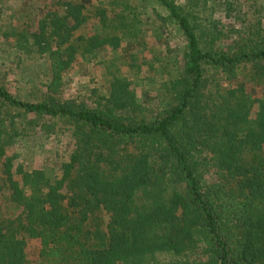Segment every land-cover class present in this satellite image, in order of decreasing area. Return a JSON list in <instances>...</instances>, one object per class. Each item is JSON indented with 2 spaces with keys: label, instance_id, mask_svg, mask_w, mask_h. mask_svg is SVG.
I'll use <instances>...</instances> for the list:
<instances>
[{
  "label": "trees",
  "instance_id": "trees-1",
  "mask_svg": "<svg viewBox=\"0 0 264 264\" xmlns=\"http://www.w3.org/2000/svg\"><path fill=\"white\" fill-rule=\"evenodd\" d=\"M0 40L45 69L0 83V264H264V0H53Z\"/></svg>",
  "mask_w": 264,
  "mask_h": 264
},
{
  "label": "rangeland",
  "instance_id": "rangeland-1",
  "mask_svg": "<svg viewBox=\"0 0 264 264\" xmlns=\"http://www.w3.org/2000/svg\"><path fill=\"white\" fill-rule=\"evenodd\" d=\"M0 26H7L9 22H14L16 19L18 22H23L24 24L29 22L30 20H34L38 16V12L40 10H45L47 7L51 6L53 0H0ZM95 22L92 19H89L85 26L83 25L78 31L81 34H86L88 32H92L94 28ZM18 26V24H17ZM170 44H177L178 40L176 36H172L170 38ZM147 40L148 46L146 47V51L150 50L149 44L152 42L149 38H145ZM7 45L5 41L0 40V83L7 84L8 86L14 85L17 88V93L23 97L27 96L29 92H31V86L33 82V86L35 89V93L38 89H41V84L44 82L42 78L41 71H44V62L39 58H30L26 59L22 64L19 65L14 64L12 61L13 53L11 55L8 53ZM161 47V46H160ZM144 51L143 54H146ZM129 59H135L138 61L139 57L137 53H130ZM146 56V55H144ZM85 72L84 69H76L74 68L69 76L71 78L70 84L72 86L71 93L80 91L82 94L86 93V89H82V85L86 82L91 86H95L97 81H88L81 73ZM43 90V89H41ZM27 141H21V156L20 160H28L30 165L37 166L42 161L43 155H51L52 159L57 162L59 159H63L65 156L66 150H64V146L68 143L66 131H61V134L54 140L52 143H43L42 151L38 148V145L33 143L35 140L32 138L26 139ZM1 178V177H0ZM4 195H6L5 190L1 186L0 182V200L4 203ZM19 211L18 208L12 207L7 204V206L2 210L0 209V213L7 214L11 213L15 215ZM30 248L36 247V242L31 241L29 243Z\"/></svg>",
  "mask_w": 264,
  "mask_h": 264
}]
</instances>
